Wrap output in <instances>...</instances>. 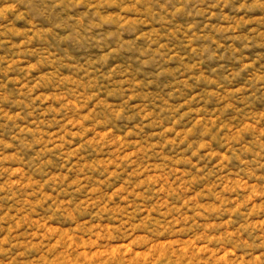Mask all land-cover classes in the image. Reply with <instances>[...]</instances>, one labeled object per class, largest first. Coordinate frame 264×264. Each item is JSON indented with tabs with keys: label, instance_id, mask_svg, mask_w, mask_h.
Masks as SVG:
<instances>
[{
	"label": "clouds",
	"instance_id": "obj_1",
	"mask_svg": "<svg viewBox=\"0 0 264 264\" xmlns=\"http://www.w3.org/2000/svg\"><path fill=\"white\" fill-rule=\"evenodd\" d=\"M0 264H264V0H0Z\"/></svg>",
	"mask_w": 264,
	"mask_h": 264
}]
</instances>
